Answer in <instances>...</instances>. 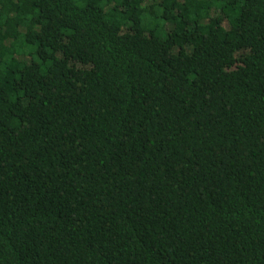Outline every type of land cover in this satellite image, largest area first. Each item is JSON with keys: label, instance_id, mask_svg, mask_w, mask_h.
<instances>
[{"label": "trees", "instance_id": "obj_1", "mask_svg": "<svg viewBox=\"0 0 264 264\" xmlns=\"http://www.w3.org/2000/svg\"><path fill=\"white\" fill-rule=\"evenodd\" d=\"M0 264H264V0H0Z\"/></svg>", "mask_w": 264, "mask_h": 264}]
</instances>
